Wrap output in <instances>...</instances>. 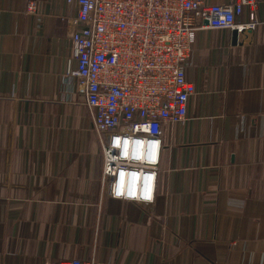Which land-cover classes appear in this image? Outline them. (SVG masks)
Instances as JSON below:
<instances>
[{"label": "crops", "instance_id": "crops-1", "mask_svg": "<svg viewBox=\"0 0 264 264\" xmlns=\"http://www.w3.org/2000/svg\"><path fill=\"white\" fill-rule=\"evenodd\" d=\"M77 14L63 0H0V264H264V0L237 45L197 33L188 120L164 124L143 205L106 196Z\"/></svg>", "mask_w": 264, "mask_h": 264}, {"label": "built area", "instance_id": "built-area-1", "mask_svg": "<svg viewBox=\"0 0 264 264\" xmlns=\"http://www.w3.org/2000/svg\"><path fill=\"white\" fill-rule=\"evenodd\" d=\"M77 6L76 76L102 147L112 200L151 204L164 124H184L195 94L188 61L200 30L245 35L260 25L258 0H63ZM34 3L28 12L34 13ZM63 264H96L71 260Z\"/></svg>", "mask_w": 264, "mask_h": 264}, {"label": "water", "instance_id": "water-1", "mask_svg": "<svg viewBox=\"0 0 264 264\" xmlns=\"http://www.w3.org/2000/svg\"><path fill=\"white\" fill-rule=\"evenodd\" d=\"M232 43H233V45H237L238 44V34H237L236 31H234L232 33Z\"/></svg>", "mask_w": 264, "mask_h": 264}]
</instances>
